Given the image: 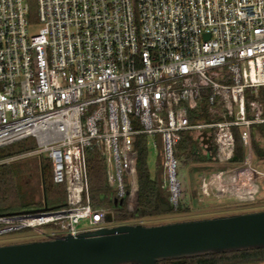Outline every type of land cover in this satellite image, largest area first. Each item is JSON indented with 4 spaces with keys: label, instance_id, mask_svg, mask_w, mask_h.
Wrapping results in <instances>:
<instances>
[{
    "label": "built area",
    "instance_id": "obj_1",
    "mask_svg": "<svg viewBox=\"0 0 264 264\" xmlns=\"http://www.w3.org/2000/svg\"><path fill=\"white\" fill-rule=\"evenodd\" d=\"M30 2L0 0V149L28 138L36 148L0 166L40 157L67 200L0 216V236L31 229L49 240L117 226L110 206L92 199L88 153L104 159L113 204L133 209L141 136L160 153L175 206L184 133H196L200 153L216 164L229 163L236 135L246 149L242 164L200 175L202 199L256 195L264 177L251 144L253 128L264 125V0H35L40 29L32 35Z\"/></svg>",
    "mask_w": 264,
    "mask_h": 264
},
{
    "label": "water",
    "instance_id": "obj_2",
    "mask_svg": "<svg viewBox=\"0 0 264 264\" xmlns=\"http://www.w3.org/2000/svg\"><path fill=\"white\" fill-rule=\"evenodd\" d=\"M121 204L114 201L116 206ZM259 248H264V211L160 226L125 224L77 236L3 245L0 264H158L166 259Z\"/></svg>",
    "mask_w": 264,
    "mask_h": 264
},
{
    "label": "trees",
    "instance_id": "obj_3",
    "mask_svg": "<svg viewBox=\"0 0 264 264\" xmlns=\"http://www.w3.org/2000/svg\"><path fill=\"white\" fill-rule=\"evenodd\" d=\"M29 15L32 22L37 20L36 4L32 0L30 2ZM196 120V118H192L193 122ZM235 133L237 134V131ZM261 142L264 144V125L256 126L252 130L251 144L253 147V159L256 161H264V145ZM235 145V151L229 161L232 167L242 164L246 158V149L238 135L235 138ZM136 147L139 153L137 166L138 186H140L137 207L130 209L126 204V200L121 205L115 206L113 204L112 198L114 196L112 189L106 182L104 159L96 150L88 153L89 187L91 188V195L95 204L110 206L114 213L113 222L117 226L132 224L133 222L134 225H139L136 223L145 218L187 212L190 208L186 202V194L179 199L178 206H175L171 203L170 194L163 188L160 178L157 175L156 177L151 176L149 167L147 166L149 155L147 137L141 136L137 141ZM35 148V140L28 138L27 140L1 148L0 160L32 152ZM176 150L179 154L180 152L187 153L186 162H197L199 160L212 161L213 159L200 153L199 146L194 145L190 136L186 134L181 137ZM214 150L215 147H213L212 152ZM161 167H163L162 159ZM41 176L46 195L45 206H50V208H63L67 200L66 187L56 185L53 182L52 169H50L48 162L41 164ZM35 207L37 209L44 208L41 203ZM29 208L32 207H23L20 203L13 170L6 165L0 166V216L26 213L30 211ZM259 262H264V248L224 252L221 254H206L198 257H184L183 259H166L159 261L158 264H257Z\"/></svg>",
    "mask_w": 264,
    "mask_h": 264
},
{
    "label": "rangeland",
    "instance_id": "obj_4",
    "mask_svg": "<svg viewBox=\"0 0 264 264\" xmlns=\"http://www.w3.org/2000/svg\"><path fill=\"white\" fill-rule=\"evenodd\" d=\"M35 3V0H32ZM36 4V3H35ZM37 10V8H36ZM40 29V25L34 22L30 27L29 33L36 34ZM190 136L194 145L199 146L197 135L194 133H184L183 135ZM262 145L263 142H261ZM200 147V146H199ZM187 153L175 150V159L177 165V180L181 184V191L179 199L186 194V202L189 204V210L179 214L163 215L162 217L145 218L136 224L145 226H160L168 223H178L182 221L201 220L205 218H217L220 216L239 215L243 213H254L264 211V177L258 178L257 183L252 188V193L256 194L253 198L247 199H202L200 194L199 177L201 174H209L210 172H217L226 166L232 164H216L213 161L199 160L197 162H186ZM160 153L150 145L149 155L147 159V166L152 177L156 175L163 182L164 168L161 167ZM47 163V162H46ZM253 167L255 170L264 172V161L253 159ZM8 166L15 173L16 188L19 192V200L23 207L29 208L30 211H37L35 206L42 204L45 208V188H43L41 176V162L40 157L29 156L26 159L18 160L9 163ZM246 179L254 177L247 169ZM168 192V191H167ZM51 195V193H49ZM35 205V206H31ZM50 207V206H49ZM28 210V211H29ZM82 228L87 229L88 222L81 223ZM134 225V222L131 224ZM43 231H47L46 228ZM46 240L34 230H25L21 232H13L8 235L0 236V246L11 245L17 243H28L30 241ZM257 264H264L259 262Z\"/></svg>",
    "mask_w": 264,
    "mask_h": 264
},
{
    "label": "flooded vegetation",
    "instance_id": "obj_5",
    "mask_svg": "<svg viewBox=\"0 0 264 264\" xmlns=\"http://www.w3.org/2000/svg\"><path fill=\"white\" fill-rule=\"evenodd\" d=\"M207 144V146H209V150H212V146L210 145V142H208V140L205 141V145Z\"/></svg>",
    "mask_w": 264,
    "mask_h": 264
}]
</instances>
